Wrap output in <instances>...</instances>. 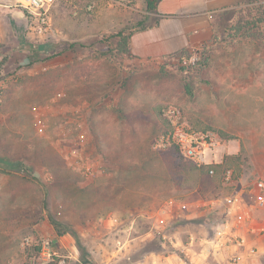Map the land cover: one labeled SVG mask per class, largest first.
Returning a JSON list of instances; mask_svg holds the SVG:
<instances>
[{"label":"rangeland","instance_id":"rangeland-1","mask_svg":"<svg viewBox=\"0 0 264 264\" xmlns=\"http://www.w3.org/2000/svg\"><path fill=\"white\" fill-rule=\"evenodd\" d=\"M261 4L214 12L211 36L183 57L198 60L182 66L123 53L133 27L158 20L145 0H56L47 23L0 0V156L16 164L0 165V264H233L201 240L203 261L191 260L189 230L209 240L220 216L192 223L185 159L154 143L159 111L175 105L220 137L208 159L241 156L228 160L243 193L264 179V24L243 28ZM45 239L52 257L35 250Z\"/></svg>","mask_w":264,"mask_h":264},{"label":"built area","instance_id":"built-area-1","mask_svg":"<svg viewBox=\"0 0 264 264\" xmlns=\"http://www.w3.org/2000/svg\"><path fill=\"white\" fill-rule=\"evenodd\" d=\"M56 0H18L27 12L43 23L50 20V10ZM197 55L181 59L182 66L195 64ZM164 116L169 123V129L156 139V149H176L180 155L198 165H211L216 161L207 152L221 144L220 137L211 131H202L187 124L182 110L169 105L164 110ZM211 175L216 174V168L210 169ZM225 193L210 200L214 205L224 209L223 218L213 223L214 238L209 240L212 245L207 256L228 259L234 264L255 259L263 254V249L256 243V237L264 235V179L257 180L245 193L238 187L233 168H227L222 174ZM49 239L42 241L40 253L52 257L55 251Z\"/></svg>","mask_w":264,"mask_h":264},{"label":"crops","instance_id":"crops-1","mask_svg":"<svg viewBox=\"0 0 264 264\" xmlns=\"http://www.w3.org/2000/svg\"><path fill=\"white\" fill-rule=\"evenodd\" d=\"M242 1L243 0H161L157 7V11L154 13V15L158 16L157 24L146 30L136 32L131 36V56L138 60L159 59L184 49L191 50L211 36L212 14L214 12L225 10L227 7ZM136 118L139 119L141 117ZM108 132L110 131L108 130ZM223 158L224 153H222L218 159L214 156L215 163L219 164L223 162ZM191 190V192L194 193L195 190ZM173 192H176L175 189H173ZM187 194H190V192ZM176 198V196L171 197V203L174 201L178 202ZM209 205H211L210 209L208 208ZM198 207L197 210L192 211L188 216L192 219V223L197 222L198 224H203L205 221L209 220L210 216H212L211 220L216 219L218 217L217 215L223 218L224 209L210 203V200L200 199ZM189 232L191 236L189 248L193 250L191 260L201 262L203 261V256H205L204 254H206V247L201 249L200 252L199 249H197L200 242H196V240H201V244H204V241H209L214 237L208 240L197 237L193 229H190ZM256 243L261 246L264 251V235L256 237ZM209 244L210 246L212 245L211 243ZM218 258V260L229 261L221 257ZM237 264H264V252L255 259H245Z\"/></svg>","mask_w":264,"mask_h":264},{"label":"trees","instance_id":"trees-1","mask_svg":"<svg viewBox=\"0 0 264 264\" xmlns=\"http://www.w3.org/2000/svg\"><path fill=\"white\" fill-rule=\"evenodd\" d=\"M161 0H145V5H146V9L148 12H152L155 13L157 11V7L159 5V2ZM252 9L256 10V13H251L253 10H250L249 15L250 18L248 19L247 23L245 24L246 26H244L243 28H249L248 30H254V29H258L257 32H261L260 29L262 30L263 26H261V24H264V4H261L259 6H255ZM157 24V22H155L153 25L150 26H144L143 22L140 23L139 27H133L130 31L129 36L123 37L125 43L126 39L130 42L131 41V36L139 31L142 30H146L148 28H151L153 26H155ZM264 31V29H263ZM123 33L122 32H118L116 33V35H110L109 40L114 37V36H122ZM248 35V34H247ZM261 35V33H260ZM121 42V41H120ZM123 53H129L130 49L129 48H125L124 50H122ZM188 52L187 49L181 50L177 53H175L174 55H172V57H179L178 59L181 60L185 53ZM122 53V52H121ZM188 93L191 94V88H187ZM164 109L159 111V116L162 119V125H163V132L167 131L169 129V123L167 121V119L164 116ZM132 115V114H131ZM133 117H144L143 113H137V114H133ZM173 151H176L178 153V151L176 149H173ZM179 154V153H178ZM180 155V154H179ZM182 158L185 159V161H181L178 163L179 167H181L182 173L185 174L186 180L189 182L191 181L193 186H191L192 189H194L195 194L202 200H211L213 198H217L222 194V190L224 189L223 183H222V174L223 171L227 168H231L232 163H230V161L228 160L229 158L233 159L235 161V159H237L238 161H240L242 158L240 155H231V156H225L223 162L219 163V164H211V165H198L196 163H194L193 161L186 159L185 157H183L182 155H180ZM0 165L1 167H3L5 170L8 167H14L16 166L15 164V160H13L12 158H4L2 156H0ZM212 167L216 168V174L213 176L210 173V169ZM51 222L53 223V225L56 227L58 233L60 235H64L66 233H71L73 236H75V238L77 239V242L79 244V247L83 248L78 233L74 230V229H70V228H65L63 223L58 221L57 219H55L54 217L51 216ZM84 249V248H83ZM35 250L38 252H40L41 250V245H35Z\"/></svg>","mask_w":264,"mask_h":264}]
</instances>
